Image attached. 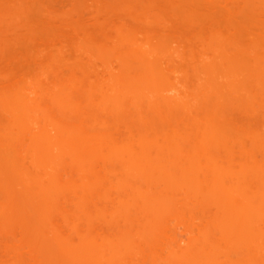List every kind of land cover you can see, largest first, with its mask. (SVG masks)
Listing matches in <instances>:
<instances>
[{
	"label": "rangeland",
	"instance_id": "rangeland-1",
	"mask_svg": "<svg viewBox=\"0 0 264 264\" xmlns=\"http://www.w3.org/2000/svg\"><path fill=\"white\" fill-rule=\"evenodd\" d=\"M263 245L264 0H0V264Z\"/></svg>",
	"mask_w": 264,
	"mask_h": 264
},
{
	"label": "bare ground",
	"instance_id": "bare-ground-1",
	"mask_svg": "<svg viewBox=\"0 0 264 264\" xmlns=\"http://www.w3.org/2000/svg\"><path fill=\"white\" fill-rule=\"evenodd\" d=\"M232 57H233V56H232ZM232 60H234V58H233ZM231 62H232L231 65L233 66V64H235V62H234V61H231ZM233 62H234V63H233ZM232 66H231V67H232ZM243 211H244V210H243ZM257 212H258V214H259L260 210H256V213H257ZM260 213H261V212H260ZM257 216H258V215H256V218H257ZM235 219H236L235 217L230 218V219H229L230 223L228 222V224L231 225L232 222L235 221ZM235 223H236V222H235ZM230 225H229V226H230ZM227 226H228V225L225 224L226 229H228V230H232V229L227 228ZM243 226H244V227L247 226V223H242V224H241L240 232H241V231H246V229H245ZM243 229H244V230H243ZM230 232H235V231L233 230V231H230ZM241 241H242V240H241ZM251 243H252V242H251ZM237 245H238V244H237ZM239 245H243V244H239ZM246 245H247V244H245V246H246ZM251 245H253V244H250V246H251ZM248 246H249V245H247V247H248ZM257 246L259 247V244H258ZM263 246H264V245H263ZM243 248H244V247H243ZM109 261H111V260H109Z\"/></svg>",
	"mask_w": 264,
	"mask_h": 264
}]
</instances>
